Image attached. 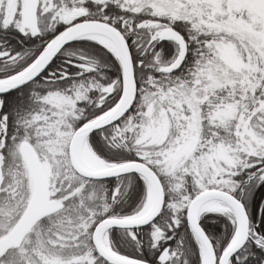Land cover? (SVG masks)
Here are the masks:
<instances>
[{
  "label": "snow or ice",
  "instance_id": "snow-or-ice-1",
  "mask_svg": "<svg viewBox=\"0 0 264 264\" xmlns=\"http://www.w3.org/2000/svg\"><path fill=\"white\" fill-rule=\"evenodd\" d=\"M0 264H264V0H0Z\"/></svg>",
  "mask_w": 264,
  "mask_h": 264
}]
</instances>
